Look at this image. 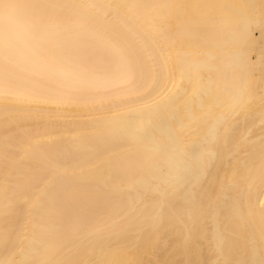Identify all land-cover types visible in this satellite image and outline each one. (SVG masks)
<instances>
[{
	"label": "bare ground",
	"instance_id": "1",
	"mask_svg": "<svg viewBox=\"0 0 264 264\" xmlns=\"http://www.w3.org/2000/svg\"><path fill=\"white\" fill-rule=\"evenodd\" d=\"M0 264H264V0H0Z\"/></svg>",
	"mask_w": 264,
	"mask_h": 264
}]
</instances>
